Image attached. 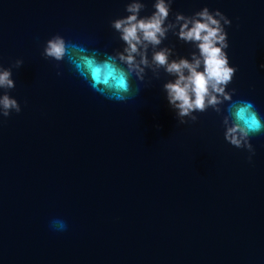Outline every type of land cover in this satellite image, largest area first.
<instances>
[{
  "label": "water",
  "instance_id": "1",
  "mask_svg": "<svg viewBox=\"0 0 264 264\" xmlns=\"http://www.w3.org/2000/svg\"><path fill=\"white\" fill-rule=\"evenodd\" d=\"M125 2L0 0V64L23 60L9 91L22 110L0 120V264H264V131L249 163L211 108L179 123L163 71L133 79L117 102L41 55L56 33L102 55L121 48L109 21L127 15ZM203 7L232 21L228 90L264 120V0L172 4ZM161 46L192 51L171 33ZM57 219L65 231L50 227Z\"/></svg>",
  "mask_w": 264,
  "mask_h": 264
},
{
  "label": "clouds",
  "instance_id": "2",
  "mask_svg": "<svg viewBox=\"0 0 264 264\" xmlns=\"http://www.w3.org/2000/svg\"><path fill=\"white\" fill-rule=\"evenodd\" d=\"M173 2L154 0L151 14L142 16L144 0H126L127 15L109 21V27L122 42V47L110 54L102 55L98 49L67 41L56 33L44 42L41 55L57 62V75L62 74L60 62L67 60L93 91L117 102L131 97L133 79L143 82L148 71L159 79L163 71L172 77L163 83L162 89L179 123H194L198 120L194 113L211 108L222 117L224 140L246 150L248 162L252 163L255 149L251 138L264 131V120L251 101L233 100L237 90H228L237 72L226 51L230 46L226 27L232 21L219 9L208 7L191 15L173 12ZM169 33L191 46L188 56L178 55L174 47L161 46ZM22 65V59L9 67L0 64V120L22 110L17 99L9 94L16 86L13 68ZM50 227L65 231L67 224L57 219Z\"/></svg>",
  "mask_w": 264,
  "mask_h": 264
}]
</instances>
